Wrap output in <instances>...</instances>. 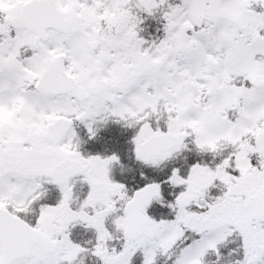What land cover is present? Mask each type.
<instances>
[{
	"label": "snow or ice",
	"instance_id": "snow-or-ice-1",
	"mask_svg": "<svg viewBox=\"0 0 264 264\" xmlns=\"http://www.w3.org/2000/svg\"><path fill=\"white\" fill-rule=\"evenodd\" d=\"M0 264H264V0H0Z\"/></svg>",
	"mask_w": 264,
	"mask_h": 264
}]
</instances>
